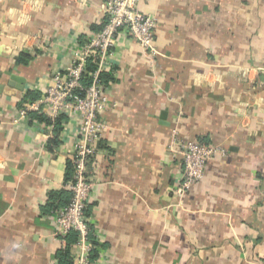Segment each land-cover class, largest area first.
<instances>
[{
  "label": "crops",
  "instance_id": "0c3cea01",
  "mask_svg": "<svg viewBox=\"0 0 264 264\" xmlns=\"http://www.w3.org/2000/svg\"><path fill=\"white\" fill-rule=\"evenodd\" d=\"M105 0H0V264H54L53 192L66 190L77 125L21 118L105 21ZM157 15L154 62L122 31L106 61L111 107L87 213L106 264H264V0H141ZM34 57L27 65L16 57ZM177 126L225 157L183 195ZM99 142V143H100Z\"/></svg>",
  "mask_w": 264,
  "mask_h": 264
},
{
  "label": "built area",
  "instance_id": "2783aa9c",
  "mask_svg": "<svg viewBox=\"0 0 264 264\" xmlns=\"http://www.w3.org/2000/svg\"><path fill=\"white\" fill-rule=\"evenodd\" d=\"M140 3L141 0H105L101 5L105 16L101 29L77 46L67 66L54 70L39 98L26 102L19 110L21 118L38 113L55 122L65 116L77 125L69 150L74 174L72 180L66 182V189L72 196L67 205L52 213L53 236L59 239L61 248L67 246L70 235H77L72 245L73 264H106L103 234L87 213L93 190L89 164L98 156L99 142L109 128L104 115L111 102L102 73L106 71L105 63L119 35L127 31L150 62H154L159 54L157 15L143 11ZM91 62L96 63L94 70L89 68ZM86 79L90 81L85 82ZM170 137L168 151L174 157H180L182 163V183L176 186L179 195L204 179L207 165L217 157H225L228 152L222 144H205L183 136L177 126L173 127ZM94 250L98 251L96 258H92ZM54 264H59L56 257Z\"/></svg>",
  "mask_w": 264,
  "mask_h": 264
},
{
  "label": "trees",
  "instance_id": "16d2710c",
  "mask_svg": "<svg viewBox=\"0 0 264 264\" xmlns=\"http://www.w3.org/2000/svg\"><path fill=\"white\" fill-rule=\"evenodd\" d=\"M32 59H34V57L32 55H30L27 52H21L17 57H16V63L17 64H23V65H27ZM89 68L91 70H94L96 68V63L91 62L89 64ZM112 76L110 74H108L107 72H103L102 73V79L104 82H108V79H110ZM89 79H86L85 82H89ZM37 92L34 91H29L25 96H24V103L28 101H32L37 99ZM34 115L39 118L40 120H42L43 122H46L47 124H52L54 126L55 132H56V136L55 138L52 140L51 143L53 144H58L60 143L59 141V135L57 136V134H59L61 132V130L63 129V123L62 120L65 116H61L59 119H57L55 122L51 121L50 118L46 115L43 114H38V113H34ZM199 140L202 143L205 144H218V143H214V142H207L205 140L199 139V138H194ZM100 145H102V141L99 143ZM73 174H74V165L71 161V159L69 158L67 161V167H66V182L71 181L73 178ZM71 192L69 190H60L57 192H53L50 197L49 200L47 202V207L52 211V213L59 207L65 206L70 202L71 199ZM88 210V209H87ZM94 239V238H93ZM77 240V235L76 234H72L68 237V243L67 246L64 248H60L57 253H56V258L59 261V264H73L71 261V253L73 251V244L76 242ZM94 244L97 245V242L94 239ZM104 247V245H103ZM98 256V251L94 250L93 254H92V258H96Z\"/></svg>",
  "mask_w": 264,
  "mask_h": 264
}]
</instances>
